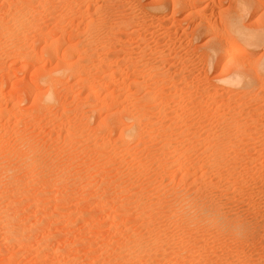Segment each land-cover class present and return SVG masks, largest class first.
<instances>
[{"label":"rangeland","instance_id":"374dc122","mask_svg":"<svg viewBox=\"0 0 264 264\" xmlns=\"http://www.w3.org/2000/svg\"><path fill=\"white\" fill-rule=\"evenodd\" d=\"M238 29L264 0H0V264H264Z\"/></svg>","mask_w":264,"mask_h":264},{"label":"bare ground","instance_id":"6f19581e","mask_svg":"<svg viewBox=\"0 0 264 264\" xmlns=\"http://www.w3.org/2000/svg\"><path fill=\"white\" fill-rule=\"evenodd\" d=\"M204 24V23H203ZM199 25V24H198ZM195 30V29H194ZM198 30V29H197ZM238 32H239V34H240V36L243 38V39H245L246 41H248L247 43L249 44V43H252L253 44V42L254 41H256V40H262L263 38H264V36H263V33H261V34H259V33H254L253 34V32L251 33V32H246V33H244V32H242L241 30H239L238 29ZM257 34H259V35H257ZM262 38V39H261ZM262 41H264V39L262 40ZM230 42V41H229ZM234 45V44H233ZM232 45V46H233ZM238 46V45H237ZM233 48V47H232ZM239 50V49H238ZM242 50V49H241ZM240 50V51H241ZM263 66H264V64H263ZM235 82V81H234ZM217 215V214H216Z\"/></svg>","mask_w":264,"mask_h":264}]
</instances>
